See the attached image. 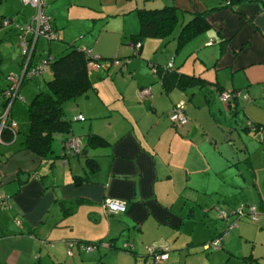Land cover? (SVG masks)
Instances as JSON below:
<instances>
[{"label":"crops","instance_id":"0c3cea01","mask_svg":"<svg viewBox=\"0 0 264 264\" xmlns=\"http://www.w3.org/2000/svg\"><path fill=\"white\" fill-rule=\"evenodd\" d=\"M43 1L57 38L47 39L44 49L38 39L45 37L37 36L32 60L57 55L70 44L66 42H74L90 53L123 61L87 68L90 87L62 103L71 133L84 145L80 153L61 158V140L55 135L52 152L39 155L21 146L16 131L12 136L3 130L0 194L7 205L0 206V264H147L148 244L166 251L158 264L192 257L195 264H224L211 259L200 263L202 252L193 250L232 219L218 247L226 254V264H264L263 211L255 220L246 214L231 220L217 216L216 230L215 222L208 220L209 203L199 205L205 218L201 222L192 208H183L199 198H216L235 208L249 185L264 210L262 189L249 174L243 175V159L252 162L244 154L251 153L249 147L264 152V0ZM164 4L179 10L178 21L202 12L206 27L178 45L173 36L143 37L138 53L132 54L138 28L135 9ZM34 13L35 7L21 0H0V17L10 18L1 24L7 25L8 40L17 34L18 43L20 28ZM13 56L20 72L21 52ZM148 62H171L174 70L159 75ZM175 72L201 80L180 86ZM48 77L46 69L27 79L39 88ZM145 85L150 94L139 99L136 91ZM222 88H239L241 95L224 102L217 95ZM179 99L186 120L175 126L168 111ZM78 113L82 119L74 118ZM88 133L105 142L87 144ZM86 156L97 166L87 168ZM247 168L252 173L253 163ZM105 197L123 199L124 210L104 211ZM98 240L93 249L79 248L78 242ZM127 242L130 250L121 247Z\"/></svg>","mask_w":264,"mask_h":264},{"label":"trees","instance_id":"16d2710c","mask_svg":"<svg viewBox=\"0 0 264 264\" xmlns=\"http://www.w3.org/2000/svg\"><path fill=\"white\" fill-rule=\"evenodd\" d=\"M135 12L138 28L133 34L135 40L132 50L135 49L134 44L136 41H140L141 38L147 36L162 38L173 36L175 37L176 45H178L201 31L207 25L202 12L192 14L185 21L183 19L178 21L179 10L171 4L156 7H137ZM1 19L2 17H0V22ZM49 24L50 27L54 28L51 17L49 18ZM173 31H175V35H173ZM139 46L136 48L135 54L138 53ZM131 53L134 54L132 51ZM90 56L85 48L72 43L57 55H47L49 77L43 82L44 88L35 90L26 102L27 126L20 138L21 146L39 155H45L46 153L52 152L51 141L55 135H58L61 140L59 156L61 158L70 156L62 151L63 139L67 135L72 134L70 131V122L63 114L62 103L64 100L72 98L90 87L91 83L87 74V60ZM31 57H29V61L32 60ZM41 57L38 56L36 59ZM148 63L151 68L154 67V71L159 75L174 70L171 62L170 64ZM175 73L176 84L180 86L201 80V77L198 75L183 72ZM103 142H105L104 139L98 134L88 133L86 139L87 144H101ZM83 146L82 144V149ZM84 163L89 169L97 166V161L89 156L84 157ZM100 241L82 242L93 243L97 246L101 243Z\"/></svg>","mask_w":264,"mask_h":264},{"label":"built area","instance_id":"2783aa9c","mask_svg":"<svg viewBox=\"0 0 264 264\" xmlns=\"http://www.w3.org/2000/svg\"><path fill=\"white\" fill-rule=\"evenodd\" d=\"M23 3L30 4L35 7V13L30 17L29 21L25 23V25L20 28L21 29V55L23 57L22 67L19 73L16 74H8L6 75V85L0 89V94L2 95V100L0 101V138L3 130H8L11 132L12 136H14V126L15 123L9 118V111L11 107L12 101L17 97L19 86L24 78H30L37 74H41L43 71L48 69V58L47 55L42 56L41 58L30 60L29 57L32 53L34 41L37 36H44L46 39H54L57 38L56 30L50 27L49 18L50 15L46 13L44 10V1L43 0H21ZM227 3L228 0H225ZM10 18L3 17L1 19V24H6ZM28 31V37L24 36V33ZM140 45V41H136L134 46L135 49L132 52L136 53V48ZM86 52L91 56L87 60V68H99L105 67L108 68L110 66H118L123 61V59L118 58L116 55L110 57H101L95 53H90L88 48H85ZM32 58V57H31ZM170 64V62H167ZM154 70V67H152ZM239 88H222L218 89L217 95L224 102H229L232 99L240 96ZM137 97L139 99H143L150 94L149 86H141L136 91ZM243 98H246V94H242ZM75 119H82L83 116L78 113L74 116ZM168 118L170 122L179 126L186 120V115L184 113V101L182 99L177 100L171 106L168 111ZM253 129V128H252ZM262 139H264V130L262 131ZM82 142L80 138L74 134L67 135L62 141V151L66 155H73L79 153L82 149ZM65 158V157H62ZM7 205V201L3 194H0V206ZM102 207L106 212H115L122 211L125 208V201L120 198L115 197H105L102 200ZM245 208V209H244ZM264 212V210L256 207L255 204H246L245 206H238L232 209H218L217 216L219 218H227L228 215L233 217L240 216L246 214L250 217V219L255 220L260 212ZM234 224V219L231 221H227L225 228L212 236L208 241H206L203 246L204 248H218L220 247V241L225 234V232L231 228ZM71 241L67 242L66 252L70 253V245ZM79 248L83 251H87L93 249L96 244H89L84 242H78ZM125 250H130L132 245L127 242L121 246ZM146 253L150 256V260L147 264H158L161 263L166 258V251L157 249L152 245H145Z\"/></svg>","mask_w":264,"mask_h":264},{"label":"rangeland","instance_id":"374dc122","mask_svg":"<svg viewBox=\"0 0 264 264\" xmlns=\"http://www.w3.org/2000/svg\"><path fill=\"white\" fill-rule=\"evenodd\" d=\"M68 13L71 16L73 14V9H71V11H69ZM3 17H6V16H2V18ZM73 22H75V20ZM6 26L7 25H1V23H0V87H4L6 85V83H7L6 75L16 74L19 72V69H20L19 66H17V63L15 62L16 59L13 56V54H15V53L16 54L20 53V49H21L20 40H18V43H17V36H18L17 34H16L15 40L13 38L8 40V36H7L6 32L4 31V28ZM76 37H78V36H76ZM83 37L85 38V37H87V35H85ZM48 41L54 42V39H50ZM39 42L43 43L44 49H46L47 39H45L43 37L39 38L38 39V45H39ZM69 43H74V42H66L65 45H68ZM18 44H19V46H16ZM14 47H16V50L13 49ZM149 50L152 53L151 48ZM113 54H115V53L113 52L112 55ZM42 80L43 79L40 78L39 82H41ZM42 82L40 84L38 83L39 88H44V84ZM37 89L38 88L36 87L35 83H33L32 80L24 79L21 87L19 88L17 97L14 99V102L11 104V110H10L9 117H11V119L15 123L14 131H16L15 136H16L17 140H19V138L21 137L22 133L25 131L26 126H27L25 102L28 101V99H30V97L33 95V93ZM1 100H2V95L0 94V101ZM0 110H1V108H0ZM249 135L251 137L255 138L253 132L250 133ZM1 140L2 139L0 138V141ZM261 141H264V140L261 138ZM53 142H55V139H53L51 141V144ZM249 151L251 153L245 152L244 154L247 153L249 156V160L252 159V162L248 163L246 160L243 159V167L245 168V172L243 173L244 178H246L245 176L249 174L251 179L253 178V180L257 183L258 187L260 189H262L261 193H262V195H264V152L263 151L253 152L252 146L249 147ZM251 163H253L252 173L250 172V170L248 168L246 170V166L251 164ZM254 195L256 197H258L253 186L247 185V186L243 187V200L238 201V202L234 201L235 204H233V206L238 207V206H245L246 204H255L256 207L259 208V206L257 205L259 203L258 198L256 199ZM256 200H257V202H252V201H256ZM204 203H209L207 210H208V213L210 215V219H208V220H210L213 223L215 222V224H213V225H215V227H213L212 229H216V230L220 229L219 228L220 222H219V219L217 218V212H218V209H221V208L228 210L230 208V207H228V202H223V200H219L216 198L214 200H211L210 202H207L206 200H201V198H199V200L195 199L192 202H186V205L183 206V208H185V209L188 207L192 208L197 215V219H199V222H201L200 220L205 219V218L201 212L202 208L200 211L199 207ZM228 219H230V220L232 219L231 215H228ZM249 222L252 223L253 221H249ZM225 226H226V220H225L224 227ZM193 227L197 228L198 225L193 224ZM224 227H223V229H224ZM194 246L196 248L198 247V249H195V250L191 249V250L197 251V252L198 251L202 252L200 257L198 258V261L200 263H201V260H203V259H205V260L211 259L214 261V263H217V261L219 263L224 262V264L228 263L227 262L228 260L226 258V254L223 253V250L221 248H204L203 245H201V247H200V245H194ZM193 251H191V253H190L191 255L196 254V253H193ZM193 260H194V257H192L191 259L181 258V260L179 261L178 264H195L193 262ZM208 263H210V262H207V264Z\"/></svg>","mask_w":264,"mask_h":264},{"label":"water","instance_id":"95a60500","mask_svg":"<svg viewBox=\"0 0 264 264\" xmlns=\"http://www.w3.org/2000/svg\"><path fill=\"white\" fill-rule=\"evenodd\" d=\"M24 175V174H23Z\"/></svg>","mask_w":264,"mask_h":264}]
</instances>
